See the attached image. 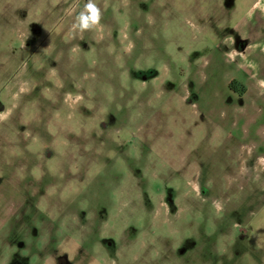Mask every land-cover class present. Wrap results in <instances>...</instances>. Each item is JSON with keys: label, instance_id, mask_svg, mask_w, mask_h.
<instances>
[{"label": "rangeland", "instance_id": "rangeland-1", "mask_svg": "<svg viewBox=\"0 0 264 264\" xmlns=\"http://www.w3.org/2000/svg\"><path fill=\"white\" fill-rule=\"evenodd\" d=\"M0 264H264V0H0Z\"/></svg>", "mask_w": 264, "mask_h": 264}, {"label": "trees", "instance_id": "trees-1", "mask_svg": "<svg viewBox=\"0 0 264 264\" xmlns=\"http://www.w3.org/2000/svg\"><path fill=\"white\" fill-rule=\"evenodd\" d=\"M229 85H230V87H232L231 83ZM241 92H244V87L243 86L241 87Z\"/></svg>", "mask_w": 264, "mask_h": 264}, {"label": "crops", "instance_id": "crops-1", "mask_svg": "<svg viewBox=\"0 0 264 264\" xmlns=\"http://www.w3.org/2000/svg\"><path fill=\"white\" fill-rule=\"evenodd\" d=\"M244 87V89H248V87L247 86H243Z\"/></svg>", "mask_w": 264, "mask_h": 264}, {"label": "water", "instance_id": "water-1", "mask_svg": "<svg viewBox=\"0 0 264 264\" xmlns=\"http://www.w3.org/2000/svg\"><path fill=\"white\" fill-rule=\"evenodd\" d=\"M149 73H151V74H152V71L150 70V71H149Z\"/></svg>", "mask_w": 264, "mask_h": 264}, {"label": "flooded vegetation", "instance_id": "flooded-vegetation-1", "mask_svg": "<svg viewBox=\"0 0 264 264\" xmlns=\"http://www.w3.org/2000/svg\"><path fill=\"white\" fill-rule=\"evenodd\" d=\"M232 88V87H231Z\"/></svg>", "mask_w": 264, "mask_h": 264}]
</instances>
